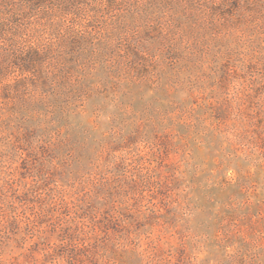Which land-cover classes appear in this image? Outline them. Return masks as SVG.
<instances>
[{
  "label": "rangeland",
  "instance_id": "1",
  "mask_svg": "<svg viewBox=\"0 0 264 264\" xmlns=\"http://www.w3.org/2000/svg\"><path fill=\"white\" fill-rule=\"evenodd\" d=\"M0 264H264V0H0Z\"/></svg>",
  "mask_w": 264,
  "mask_h": 264
}]
</instances>
